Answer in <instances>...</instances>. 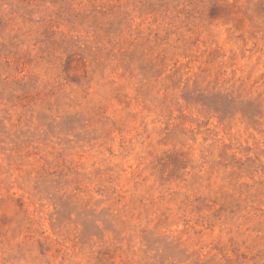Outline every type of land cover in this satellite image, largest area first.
I'll return each instance as SVG.
<instances>
[{
    "label": "rangeland",
    "instance_id": "rangeland-1",
    "mask_svg": "<svg viewBox=\"0 0 264 264\" xmlns=\"http://www.w3.org/2000/svg\"><path fill=\"white\" fill-rule=\"evenodd\" d=\"M0 264H264V0H0Z\"/></svg>",
    "mask_w": 264,
    "mask_h": 264
}]
</instances>
